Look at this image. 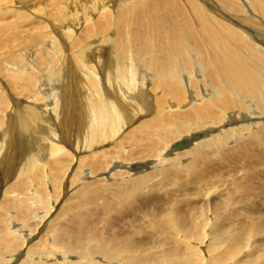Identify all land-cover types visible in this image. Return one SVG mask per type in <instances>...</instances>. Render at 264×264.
I'll return each mask as SVG.
<instances>
[{
	"label": "bare ground",
	"instance_id": "obj_1",
	"mask_svg": "<svg viewBox=\"0 0 264 264\" xmlns=\"http://www.w3.org/2000/svg\"><path fill=\"white\" fill-rule=\"evenodd\" d=\"M258 29L264 0H0V264H264Z\"/></svg>",
	"mask_w": 264,
	"mask_h": 264
},
{
	"label": "rangeland",
	"instance_id": "obj_2",
	"mask_svg": "<svg viewBox=\"0 0 264 264\" xmlns=\"http://www.w3.org/2000/svg\"><path fill=\"white\" fill-rule=\"evenodd\" d=\"M240 4H242V3H240ZM242 8L245 9V6H243ZM255 32L257 33V35L255 36L256 40L259 41V42H263L264 41V36H262V33H263L262 30L261 29H258V30H255ZM258 37L260 39H257ZM206 94L207 93H204L203 95L205 96ZM248 104H247V106L249 108L247 107L246 110H244V109L241 108L240 113H238V109L235 111V113H237V114L233 113V115H232V113L230 112V114L228 115V119L229 120L227 119V121H228L227 124L230 123V125H232V127H233V125H234L233 122H235V120H236L237 123L245 124L244 122H247L246 120H251L253 118H256V116H254L253 114L255 113L254 109H257L258 106L256 105V103L254 104L253 102L251 103L249 101H248ZM239 115L241 116V118H240ZM231 120H233V121H231ZM40 148H43V144L40 146ZM19 160H21V159L19 158ZM19 160H18L17 163H19ZM7 161H8V158H6V163L0 165V169H1V171L4 172V174H6V173L8 174L11 171V166H10L9 162H7ZM19 166H21V163L18 164V167ZM260 170L264 171V168L259 169V171ZM257 171H258V169L256 171H253V173L254 174L258 173L259 174V173L262 172V171H260V172L259 171L257 172ZM238 175L241 176L240 174H238ZM238 175H237V177H238ZM221 179L223 180V178H221ZM228 179H229V182L228 183H232V179H234V177L229 178V176H227L226 177V180L228 181ZM214 183H216L215 186H217L218 183H220V182L215 181ZM139 191H141V190H138V192ZM142 193H148V187L147 186H145L144 191ZM162 194L163 193H161L159 196H161ZM262 196L264 197V192H263ZM140 203H141V199L138 198L137 201H136V204L133 205V207L136 208ZM223 214H228V213H223ZM240 214H244V213H240ZM116 217L117 216H115V218ZM199 221H200V219H198V222ZM202 221H204V220H201L199 223H201ZM140 222H143V221L139 219L137 222H134V223L137 224V226L138 225L139 226H144V223H140ZM204 223H207V221H204ZM228 223L231 224V221H229ZM122 225H119L120 228L122 229V231H127L128 232V236H129L130 239L136 238L137 241H140L141 242V239H144V241H146L147 238H148V245H150L148 247V251H145L142 254H139L140 257L159 258L161 256L163 250L157 248V245H161L162 243H164L165 242L164 239H161V240L159 238L157 239L156 236H154L153 232L151 230H149V229H148V231H146L145 230L146 228H142L141 230H139L138 232H136V231L133 230V228H128V227H125L124 225L123 226ZM208 231H209V224L202 225L200 227V232H202L204 234V236H207V238L209 237ZM132 232H134V233H132ZM165 234L167 235V233H165ZM178 240L179 241H182V239H177L176 240L177 245H178ZM185 241L190 242V243L193 242V241H190V240H185ZM211 241L213 243L216 242V234L213 236V239H211ZM151 242H153V243H151ZM168 243H170V242H168ZM153 245H155V246H153ZM166 247L169 248V245H167ZM166 247H165L164 251L166 250ZM178 247L179 248H183L184 245H178ZM211 254H212V252H211ZM195 264H199V263L196 262ZM205 264H206V262H205Z\"/></svg>",
	"mask_w": 264,
	"mask_h": 264
},
{
	"label": "water",
	"instance_id": "obj_3",
	"mask_svg": "<svg viewBox=\"0 0 264 264\" xmlns=\"http://www.w3.org/2000/svg\"><path fill=\"white\" fill-rule=\"evenodd\" d=\"M185 144H187V141H184V140H182V141H178V142L176 143V148H177V149H178V148H182V147L185 146Z\"/></svg>",
	"mask_w": 264,
	"mask_h": 264
}]
</instances>
